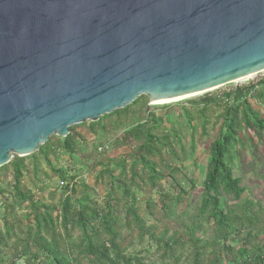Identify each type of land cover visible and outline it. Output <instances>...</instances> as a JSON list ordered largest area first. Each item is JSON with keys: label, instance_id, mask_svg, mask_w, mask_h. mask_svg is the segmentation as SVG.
Instances as JSON below:
<instances>
[{"label": "water", "instance_id": "1", "mask_svg": "<svg viewBox=\"0 0 264 264\" xmlns=\"http://www.w3.org/2000/svg\"><path fill=\"white\" fill-rule=\"evenodd\" d=\"M264 70V0H0V167L141 96Z\"/></svg>", "mask_w": 264, "mask_h": 264}, {"label": "rangeland", "instance_id": "2", "mask_svg": "<svg viewBox=\"0 0 264 264\" xmlns=\"http://www.w3.org/2000/svg\"><path fill=\"white\" fill-rule=\"evenodd\" d=\"M242 83L238 86L227 84L198 97L165 105H151L147 97L141 96L136 99L137 102L124 108L127 110L125 114L105 118L102 121L105 130L96 127L95 132H91L88 123L72 126L69 129L75 136L71 152L56 148L60 138L52 137L53 150L46 158L41 155L32 157L35 153L24 157L26 170L22 178L23 192L33 200L53 204L57 210L67 196L72 197L74 203L84 195L99 206L111 204L119 212L118 243L124 255L140 259L144 264H174L176 259L179 264H192L194 247L189 242L191 239L199 249L201 264H211L217 255L221 257L220 264H251L257 256L264 257L263 134L249 132L245 135L242 132L232 141L226 162L233 177L241 180L244 192L237 202L224 194L219 198L222 211L244 210L247 216L257 217V225L242 229L238 239H232L229 234L224 242L217 239L216 228L207 215L198 213L209 161L207 145L216 140L222 122L219 120L213 125L221 113V109L216 108L203 136L201 120L196 113L201 107V99L208 97L220 101L224 94L241 88L247 89L248 102L264 117V72ZM139 124L155 126L159 135L172 140L174 155L169 151L163 152L158 170L165 178L154 190L149 189L145 172L137 169L134 178L128 173V158L134 150L133 145H117L123 132ZM98 148L103 150L98 151ZM124 161L128 164L126 177L121 176L118 169V165ZM35 164L36 170L33 169ZM56 171L63 173L64 180H60ZM70 184L84 185L89 191L79 187L78 193L73 196L65 187ZM123 189H127L128 196L123 194ZM132 199L145 230L143 234L134 228L127 229L123 224L125 201ZM57 212L53 214L54 217ZM27 217L28 212L15 197L12 172L1 173L0 263L50 262L45 253H38L33 243L27 240L26 229L32 224ZM6 228L10 229L9 235L6 234ZM30 237L34 239L35 235L31 234ZM74 239L77 236L74 235ZM168 240L188 242L183 248L177 244L170 254L163 249V244ZM224 246L230 247V253L222 250ZM239 249H245L246 252L241 255Z\"/></svg>", "mask_w": 264, "mask_h": 264}, {"label": "trees", "instance_id": "3", "mask_svg": "<svg viewBox=\"0 0 264 264\" xmlns=\"http://www.w3.org/2000/svg\"><path fill=\"white\" fill-rule=\"evenodd\" d=\"M246 91L247 89L237 88L224 94L220 101L205 97L201 99V107L196 113L197 118L201 120L202 135L205 136L207 126L211 124L210 116L216 108L221 109V113L217 115V119L213 123L215 125L219 120L222 122L218 129V136L214 142L207 145L209 161L202 184V198L198 213L201 216L207 215L216 228L217 239H222L224 242L229 234L232 235V239H238L242 229H251L258 223L257 217L247 216L244 210L237 212L229 209L224 212L219 207V198L222 194L232 197V200L237 202L244 192L241 180L233 177L226 162L232 141L237 138L238 133L242 132L245 135L249 132L264 135V117L252 108L246 98ZM135 102L137 101L135 100L133 103ZM126 111V109L114 111L97 122H88L89 130L95 132L96 127L105 130V126L102 124L105 118L118 116L121 113L125 114ZM74 136L72 129H69V134L65 138H60L56 148L71 152ZM50 140L40 146L32 157L41 155L46 158L53 150ZM171 141L169 137L159 135L157 127L152 125L139 124L123 132L117 145L122 147L133 145L134 150L128 158L130 160L128 173L131 178L137 176V169L145 172L148 175L147 185L149 189L154 190L158 183L165 178L164 174L158 170L163 152L169 151L171 155H174ZM126 166H128L127 161L118 165L120 175L123 177L127 175ZM33 169L36 170V164L33 165ZM25 170V159L14 157L7 165L0 167V176L1 173L12 172L15 197L28 212L27 219L32 222L26 229V238L33 243L38 253L46 254L50 260L48 264H144L140 259H132L124 255L118 243L119 212L114 206L111 204L99 206L84 195L79 198L77 203H74L72 197L67 196L59 204V210H57L53 204L33 200L23 192L22 178ZM55 173L60 180H64L63 173L59 171ZM65 187L73 196L78 193L79 187L84 191H89V188L84 185L70 184ZM127 193V189H123L125 196H128ZM125 202L124 226L127 229L134 228L143 234L145 230L135 208L134 200ZM148 206L151 207L150 204ZM56 211L58 212L54 217L53 214ZM9 233L10 229L6 228V234L9 235ZM31 234L35 235L34 239L30 237ZM74 235L77 236V239H74ZM151 238L153 237L151 236ZM187 242L185 240L180 242L168 240L163 244V249L172 254L177 244L183 248ZM189 242L193 243L194 247L192 264H201L198 247L192 242V239ZM262 247L264 252V243ZM222 250L229 253L231 251L228 246H224ZM245 252V249L238 250L241 255ZM260 262L264 264V257L261 255L257 256L251 264H260ZM220 263V255L215 256L211 262V264ZM174 264H179V260L176 259Z\"/></svg>", "mask_w": 264, "mask_h": 264}, {"label": "bare ground", "instance_id": "4", "mask_svg": "<svg viewBox=\"0 0 264 264\" xmlns=\"http://www.w3.org/2000/svg\"><path fill=\"white\" fill-rule=\"evenodd\" d=\"M261 72H264V70H262V71H260V72H258L256 74H252V75H247V76L241 77V78L236 79L235 81H232V82L227 83V84L234 83L235 86H238L242 82H246V81L254 79L257 76V74H259ZM227 84H225V85H227ZM225 85H222V86H225ZM219 87H221V86H219ZM219 87H217L215 89H218ZM215 89H212V90H215ZM212 90H209V92L212 91ZM202 94H204V93H199V94H195V95H192V96H187L185 98H180V99L172 100V101H169V102H158V103H153V104L154 105H165V104L177 103V102H180V101H183V100H186V99H191V98H194V97H198V96H200Z\"/></svg>", "mask_w": 264, "mask_h": 264}, {"label": "built area", "instance_id": "5", "mask_svg": "<svg viewBox=\"0 0 264 264\" xmlns=\"http://www.w3.org/2000/svg\"><path fill=\"white\" fill-rule=\"evenodd\" d=\"M103 150V148H98V151H102Z\"/></svg>", "mask_w": 264, "mask_h": 264}]
</instances>
